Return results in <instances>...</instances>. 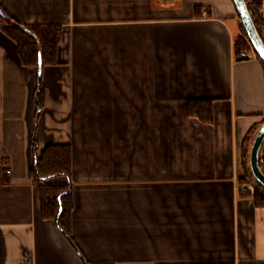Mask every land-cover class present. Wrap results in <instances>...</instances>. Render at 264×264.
<instances>
[{
  "label": "crops",
  "instance_id": "crops-1",
  "mask_svg": "<svg viewBox=\"0 0 264 264\" xmlns=\"http://www.w3.org/2000/svg\"><path fill=\"white\" fill-rule=\"evenodd\" d=\"M0 9L3 26L60 31L36 119L37 66L0 26V264H264V207L240 191L244 139L264 119V68L234 54L232 0ZM260 33L264 43V24ZM190 99L213 101L212 123L188 116ZM34 129L38 155L70 148L77 249L42 216L38 185L66 179L32 176Z\"/></svg>",
  "mask_w": 264,
  "mask_h": 264
},
{
  "label": "trees",
  "instance_id": "trees-1",
  "mask_svg": "<svg viewBox=\"0 0 264 264\" xmlns=\"http://www.w3.org/2000/svg\"><path fill=\"white\" fill-rule=\"evenodd\" d=\"M247 7L252 15L254 24L259 35L264 19L260 14V4L254 1L245 0ZM3 13L0 9V16ZM2 31L12 39L18 49L20 61L23 65L37 66L38 53L41 51L43 66L47 64H56V50L60 42V31L57 27L52 28H21L14 25L1 27ZM250 52L256 59L257 56L252 44L240 21V35L234 42V54L240 56L242 52ZM45 98V90L41 81V74L37 76L36 88V119L39 115V109L42 108ZM186 111L188 116L198 119L204 123L213 121V101L210 99H190L186 102ZM264 119L262 120V122ZM257 127L251 129L248 134L254 133ZM251 142L249 135L244 139L243 163L245 167V176L240 182V186L252 181L248 167V145ZM33 161L31 166L32 176L41 181H46L58 176L66 179L64 184L44 183L38 185V192L41 202V211L43 218L55 220L59 230L66 239L77 249L71 236V213H72V194L70 189L71 171H70V148L68 145H48L40 155L37 153V143L35 141V129L32 139ZM263 151L260 154V166L264 172V144ZM248 194L250 192H241ZM254 205L264 207V188L257 185L251 193ZM60 204L62 209L59 210Z\"/></svg>",
  "mask_w": 264,
  "mask_h": 264
},
{
  "label": "water",
  "instance_id": "water-1",
  "mask_svg": "<svg viewBox=\"0 0 264 264\" xmlns=\"http://www.w3.org/2000/svg\"><path fill=\"white\" fill-rule=\"evenodd\" d=\"M238 14V18L252 44L255 54L264 68V43L254 24L252 15L247 7L245 0H232ZM43 68L41 51L38 53L37 71L40 75ZM264 144V121L257 128L255 134L251 138V143L248 152V167L252 182L257 186L264 188V172L260 166V154L263 151ZM61 204L59 210H61Z\"/></svg>",
  "mask_w": 264,
  "mask_h": 264
},
{
  "label": "built area",
  "instance_id": "built-area-1",
  "mask_svg": "<svg viewBox=\"0 0 264 264\" xmlns=\"http://www.w3.org/2000/svg\"><path fill=\"white\" fill-rule=\"evenodd\" d=\"M259 11H260L261 16H264V8L261 7ZM205 12L206 11L203 10V14H205ZM0 26H2L1 19H0ZM248 56H249V53L248 52H242L240 54V57L241 58H247ZM255 188H256V185L252 181H250L247 184L241 185L240 186V191L253 193V191L255 190Z\"/></svg>",
  "mask_w": 264,
  "mask_h": 264
},
{
  "label": "rangeland",
  "instance_id": "rangeland-1",
  "mask_svg": "<svg viewBox=\"0 0 264 264\" xmlns=\"http://www.w3.org/2000/svg\"><path fill=\"white\" fill-rule=\"evenodd\" d=\"M133 122V121H132Z\"/></svg>",
  "mask_w": 264,
  "mask_h": 264
}]
</instances>
